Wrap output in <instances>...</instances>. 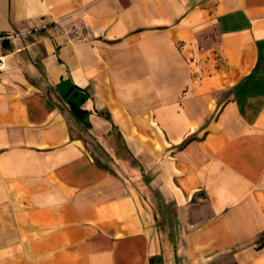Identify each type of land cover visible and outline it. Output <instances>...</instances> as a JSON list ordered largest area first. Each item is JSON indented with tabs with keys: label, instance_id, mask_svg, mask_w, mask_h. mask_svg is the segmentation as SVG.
<instances>
[{
	"label": "crops",
	"instance_id": "obj_1",
	"mask_svg": "<svg viewBox=\"0 0 264 264\" xmlns=\"http://www.w3.org/2000/svg\"><path fill=\"white\" fill-rule=\"evenodd\" d=\"M0 37V264H264V0H0Z\"/></svg>",
	"mask_w": 264,
	"mask_h": 264
},
{
	"label": "trees",
	"instance_id": "obj_2",
	"mask_svg": "<svg viewBox=\"0 0 264 264\" xmlns=\"http://www.w3.org/2000/svg\"><path fill=\"white\" fill-rule=\"evenodd\" d=\"M103 115H104V117H105L107 120H111V116H110L109 113H104ZM91 135H92V137L96 140V142L98 143V145L101 146L100 143H99V141H98V139H97V137H96V135H95V134H92V133H91ZM101 147H102V146H101ZM107 168H108L109 170L115 172L116 174L120 175V176H121V175H122V176H126V174H127L125 168H123L122 166L116 165V164L113 163V162H112V164H111L110 166H108ZM154 219H155V225H156V229H157V227H158V216H157V213H155V212H154ZM263 244H264V232H262V233L260 234V236H259V239H258V247H262ZM152 264H153V258H152Z\"/></svg>",
	"mask_w": 264,
	"mask_h": 264
},
{
	"label": "rangeland",
	"instance_id": "obj_3",
	"mask_svg": "<svg viewBox=\"0 0 264 264\" xmlns=\"http://www.w3.org/2000/svg\"><path fill=\"white\" fill-rule=\"evenodd\" d=\"M194 136V135H193ZM192 137V136H191ZM98 151V150H97ZM101 155H102V157H103V160L110 166L112 163H109L110 162V160L108 159V158H106L105 157V155H103L100 151H98ZM120 154H121V156H123L124 158H126V152H124L123 150L122 151H120ZM97 156H99V155H97ZM153 195V194H152ZM153 198V197H152ZM154 199V201L157 203V199L154 197L153 198ZM172 241V240H171ZM161 263V260H159L158 259V257L156 256V258H155V261H154V264H160ZM230 263V260L227 258V257H223V259L222 260H220V262H219V264H229Z\"/></svg>",
	"mask_w": 264,
	"mask_h": 264
},
{
	"label": "built area",
	"instance_id": "obj_4",
	"mask_svg": "<svg viewBox=\"0 0 264 264\" xmlns=\"http://www.w3.org/2000/svg\"><path fill=\"white\" fill-rule=\"evenodd\" d=\"M4 66H5V54L0 49V71L4 68Z\"/></svg>",
	"mask_w": 264,
	"mask_h": 264
}]
</instances>
